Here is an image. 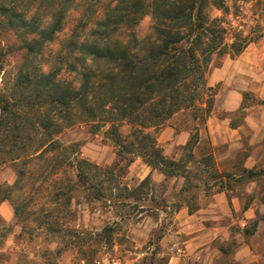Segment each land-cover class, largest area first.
Listing matches in <instances>:
<instances>
[{"label": "rangeland", "instance_id": "obj_1", "mask_svg": "<svg viewBox=\"0 0 264 264\" xmlns=\"http://www.w3.org/2000/svg\"><path fill=\"white\" fill-rule=\"evenodd\" d=\"M222 3L224 10L214 5L205 10L211 36L225 37L206 74L212 88L210 116L202 124L190 111H180L159 128L146 130L163 156L182 161L177 176L145 162L140 156L144 150L129 135L126 121L114 123L123 141L120 146L110 133L111 124L102 120L54 128L60 145L74 144L70 157L87 162L73 164L75 172L78 168L86 177L79 188L69 178L71 172H63L59 149L47 153V161L27 158L37 142L25 150L23 140L29 135L38 139L43 130L27 124L18 131L12 124L0 130L2 137L9 136L0 143V205L11 213L7 218L5 209L0 210V264H166L171 257L188 254L189 229L181 225L179 212L203 209L212 216L218 193L227 199L238 196L254 217L230 225L226 238L212 242L222 253L215 264H264V0ZM151 26L150 15L143 16L134 37H148ZM0 39L13 48L20 43L12 34ZM233 41L245 43L238 54L229 48ZM10 61L0 71V94L12 88ZM218 69L225 74L212 83L211 74ZM60 78L75 82L68 71ZM232 91L238 101H231ZM209 119L225 125L229 144H212L206 133ZM183 131L194 136V147L173 144L171 139ZM16 133L22 139L14 141ZM131 141L134 144L126 147ZM207 156L211 158L206 163ZM248 159L253 163L248 170L261 174L248 176L243 168Z\"/></svg>", "mask_w": 264, "mask_h": 264}, {"label": "trees", "instance_id": "obj_2", "mask_svg": "<svg viewBox=\"0 0 264 264\" xmlns=\"http://www.w3.org/2000/svg\"><path fill=\"white\" fill-rule=\"evenodd\" d=\"M209 5L224 10L222 0H0V37L20 39L16 48L0 39V71L10 59L14 63L11 91L0 94V130L9 124L13 131L24 124L43 130L38 139L23 140L25 150L37 142L27 158L47 161L44 156L59 149L63 172L70 171L79 188L86 177L73 164L87 162L70 157L74 144L60 145L54 128L102 120L111 124L120 146L114 123L126 121L145 162L177 176L182 161L163 156L146 130L180 111H190L202 124L210 116L212 88L206 74L225 37L211 36L205 16ZM147 14L151 34L139 40L133 29ZM244 45L233 41L229 48L238 54ZM63 71L74 74L75 82L60 78ZM8 137L0 133V143ZM13 139L22 138L16 133ZM195 144L193 136L184 149Z\"/></svg>", "mask_w": 264, "mask_h": 264}, {"label": "crops", "instance_id": "obj_3", "mask_svg": "<svg viewBox=\"0 0 264 264\" xmlns=\"http://www.w3.org/2000/svg\"><path fill=\"white\" fill-rule=\"evenodd\" d=\"M224 70H215L211 74V82H219L224 76ZM231 101H238L237 92L232 91L230 93ZM229 103H227L228 105ZM216 120L209 119L206 122V133L212 139V144L219 143H228L232 141V139L228 140L226 136H224V132L227 129L225 125H221L220 123H216ZM222 130V131H221ZM232 131H235L233 129ZM223 133V134H222ZM223 135V138H222ZM190 138V132H180L174 138L171 139L173 144L177 145H186ZM253 163L250 159H248L244 164L243 168L246 170L252 169ZM150 170H148V174ZM214 206H217L218 209L214 210L212 216H207L206 210L200 209L194 214H189L186 211H180L177 217H183V223L181 225L185 226V230L189 229L186 234H190L185 241V247L188 251L187 255H178L169 258L166 264H215L216 259L222 256L221 251L218 248L213 247L211 244L215 240H222L227 237L229 233V226L232 224H242L245 220L251 219L254 217L252 209L249 207L247 209H243L241 205L243 201L236 196L232 195L227 199V196L223 193H218L214 195ZM232 204V209L229 207V202ZM4 204V203H3ZM0 205V210H2L6 205ZM5 209V208H4ZM233 210L234 213H241V217L234 216L229 214ZM232 216L234 219L229 218ZM5 217H11L10 210L5 209ZM198 218L199 220H196ZM229 218V219H227ZM185 232V231H184Z\"/></svg>", "mask_w": 264, "mask_h": 264}]
</instances>
